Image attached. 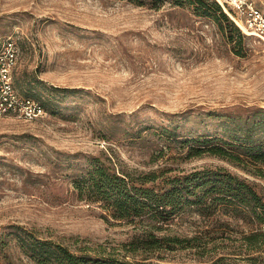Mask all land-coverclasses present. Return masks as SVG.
Returning <instances> with one entry per match:
<instances>
[{"label":"rangeland","instance_id":"obj_1","mask_svg":"<svg viewBox=\"0 0 264 264\" xmlns=\"http://www.w3.org/2000/svg\"><path fill=\"white\" fill-rule=\"evenodd\" d=\"M253 1L264 10V0ZM180 2L0 0V48L7 39L19 48L15 87L48 106L34 121L0 119V264L27 263L14 226L131 264L264 256V236L259 252L245 239L258 227L251 217L203 219L194 211L176 218L172 233L213 238L206 248L129 252L123 245L141 240L142 224L106 220L73 189L76 175L100 157L128 170L226 167L264 192V177L253 173L264 164L249 155L264 145V40L244 32L227 0L219 2L240 33L206 0ZM201 144L243 159L186 157Z\"/></svg>","mask_w":264,"mask_h":264},{"label":"trees","instance_id":"obj_2","mask_svg":"<svg viewBox=\"0 0 264 264\" xmlns=\"http://www.w3.org/2000/svg\"><path fill=\"white\" fill-rule=\"evenodd\" d=\"M137 5H149L159 8L165 0H127ZM215 16L227 22L232 31L240 33L238 26L223 10L218 0H206ZM176 5L182 4L174 0ZM35 80L34 82H36ZM38 84L41 82H37ZM42 102L40 94H24ZM170 135V138H172ZM181 144L188 139L179 141ZM214 155L230 161H242L240 153L231 152L223 145L214 144L189 146L186 157ZM255 162L264 164V145L254 146L250 152ZM173 168L162 166L154 170H128L111 160L100 157L90 159L89 166L77 174L73 180V189L79 200L97 204L104 209L106 220H116L142 224L144 236L141 240H132L123 245L129 252H135L142 246L145 249L206 248L213 238L202 236L190 238L172 233V224L176 218L186 212L194 211L203 219L218 216L251 217L258 227L245 236L246 241L256 252L260 251L261 238L264 236V192L258 190L249 179L234 174L226 167L196 169L191 172L179 170L172 173ZM250 171V170H249ZM264 177V170L259 168L253 172ZM17 246L27 256L26 264H131L128 259L119 260L88 252L84 249L72 250L68 246L42 236L33 229L14 226ZM163 233V234H162ZM205 239V240H204ZM11 240L1 238L3 246ZM246 262H232L225 256L209 260L207 264H264L262 254L248 255Z\"/></svg>","mask_w":264,"mask_h":264},{"label":"built area","instance_id":"obj_3","mask_svg":"<svg viewBox=\"0 0 264 264\" xmlns=\"http://www.w3.org/2000/svg\"><path fill=\"white\" fill-rule=\"evenodd\" d=\"M227 1L235 17L246 27L244 32L264 40V10L253 0ZM18 52L19 48L12 39H7L0 48V119L9 116L25 121L44 118L47 115L45 107L39 101L22 95L15 87L13 74Z\"/></svg>","mask_w":264,"mask_h":264},{"label":"bare ground","instance_id":"obj_4","mask_svg":"<svg viewBox=\"0 0 264 264\" xmlns=\"http://www.w3.org/2000/svg\"><path fill=\"white\" fill-rule=\"evenodd\" d=\"M219 1H221L222 2V0H219ZM223 3V2H222ZM225 9L227 10V8L225 7ZM228 11V10H227ZM229 12V11H228ZM231 14V13H230ZM232 15V14H231ZM233 16V15H232ZM234 17V16H233ZM235 21L238 23V25L240 26V27H242L245 31H246V27L244 26V24L240 21V20H238L236 17H235Z\"/></svg>","mask_w":264,"mask_h":264}]
</instances>
